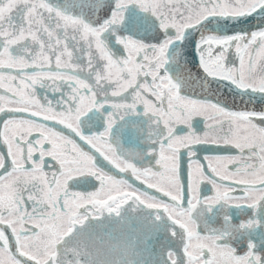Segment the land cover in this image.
Segmentation results:
<instances>
[{
    "label": "snow or ice",
    "instance_id": "obj_1",
    "mask_svg": "<svg viewBox=\"0 0 264 264\" xmlns=\"http://www.w3.org/2000/svg\"><path fill=\"white\" fill-rule=\"evenodd\" d=\"M0 264H264V0H0Z\"/></svg>",
    "mask_w": 264,
    "mask_h": 264
}]
</instances>
